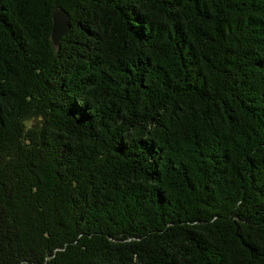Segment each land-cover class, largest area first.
I'll list each match as a JSON object with an SVG mask.
<instances>
[{
  "label": "trees",
  "instance_id": "trees-1",
  "mask_svg": "<svg viewBox=\"0 0 264 264\" xmlns=\"http://www.w3.org/2000/svg\"><path fill=\"white\" fill-rule=\"evenodd\" d=\"M0 264H264V0H0Z\"/></svg>",
  "mask_w": 264,
  "mask_h": 264
},
{
  "label": "water",
  "instance_id": "water-1",
  "mask_svg": "<svg viewBox=\"0 0 264 264\" xmlns=\"http://www.w3.org/2000/svg\"><path fill=\"white\" fill-rule=\"evenodd\" d=\"M71 27L70 14L62 7H56L53 13L52 40L55 45L65 36Z\"/></svg>",
  "mask_w": 264,
  "mask_h": 264
}]
</instances>
